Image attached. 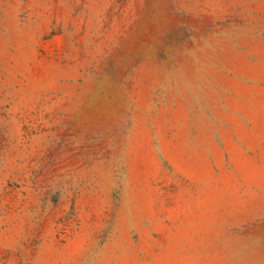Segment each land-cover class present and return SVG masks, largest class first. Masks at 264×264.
Masks as SVG:
<instances>
[{
    "label": "rangeland",
    "instance_id": "1",
    "mask_svg": "<svg viewBox=\"0 0 264 264\" xmlns=\"http://www.w3.org/2000/svg\"><path fill=\"white\" fill-rule=\"evenodd\" d=\"M0 264H264V0H0Z\"/></svg>",
    "mask_w": 264,
    "mask_h": 264
}]
</instances>
